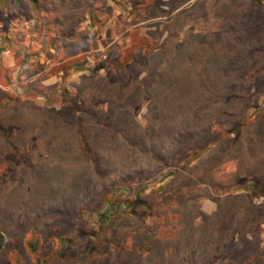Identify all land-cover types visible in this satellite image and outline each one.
<instances>
[{"label": "rangeland", "instance_id": "rangeland-1", "mask_svg": "<svg viewBox=\"0 0 264 264\" xmlns=\"http://www.w3.org/2000/svg\"><path fill=\"white\" fill-rule=\"evenodd\" d=\"M247 8L0 0V127L16 146L0 139V264H91L77 258L97 233L82 212L95 222L110 192L128 212L106 232L122 264H264V195L240 198L264 183V122L244 124L255 109L241 115L246 97L264 106V13ZM104 114L112 121L97 123ZM78 124L101 175L81 156ZM192 147L201 154L182 164ZM55 235L70 242L63 259ZM97 244L100 260L109 244Z\"/></svg>", "mask_w": 264, "mask_h": 264}, {"label": "trees", "instance_id": "trees-1", "mask_svg": "<svg viewBox=\"0 0 264 264\" xmlns=\"http://www.w3.org/2000/svg\"><path fill=\"white\" fill-rule=\"evenodd\" d=\"M243 2L248 7L247 10L248 9L253 10L252 8L256 7L260 11H262L264 13V3H262V2H260L258 0H243ZM243 9L246 10V8H243ZM256 53H258V54L261 53V50H260V52L258 50H256ZM147 57L148 56L144 57L145 59H143V61L140 63V64H142L143 67H146V69H147L148 64H149V62H148L149 59L147 60ZM126 71H125V68H123L120 73H123V72H126ZM258 73H263L264 74V69H260L258 71ZM136 76H138V73L136 74ZM62 93H63V99H64L63 101L70 105L71 102H72V99L69 97V94L67 92H65V91H63ZM246 98H248V101L246 102L245 109H244V111H242L241 115L243 117H246V113H248L251 109H255L253 114L256 115V118H255V120H248V119H251V118L247 117V119L244 121V124H251V125L252 124H256V125L261 126V124L264 122V118H263L264 117V106H262L260 104H259V106H256V103L252 104V103H254L253 102L254 100L252 99L251 96L246 97ZM250 101H252V102H250ZM35 109L38 110L39 112H46V113H49V114L51 112H53L52 110L43 109V108H37V106L35 107ZM85 112H86V114H90L89 110L84 111V113ZM79 115L82 116V115H85V114H79ZM259 115H261V116H259ZM75 119L79 120V121L82 120L81 118H78V117H75ZM101 119H106L108 122L112 121L111 118H109V119L107 118L106 114H104L103 117H101V118L98 117V119L96 117L95 121L98 123V122L101 121ZM76 122H75V126H77ZM79 132H80V138H79L80 140L79 141H80V145H81V150H80L81 151V156H83V157L88 156L89 158L85 159V163L89 165V168L93 171V173H95L97 175H101V173H100L101 164H100V162L97 161L95 153L93 154L92 146L89 143L85 132L82 131L81 124H78V133ZM225 133L228 134L229 132H225ZM0 139L7 141L8 145L11 148V151H15L16 150V146H15V144H13V141H12V138H11V133H10L9 129L0 127ZM199 150H201V149H193V147H192V149L190 151H188V153H186V155H185L186 158L181 163L182 164H186V165L192 164L193 161L197 157H199V155L201 154V152H199ZM244 190H246L247 193L244 194V195H240V198L241 197H245L251 203L254 198H257V196L264 195V183L262 185H259V184H256V183L253 182L252 183V188H250V189L248 188V189H244ZM116 191L117 190H115V192ZM114 194L115 193L110 192V193L104 194V196H103V199H102L103 204H101V205L102 206H106V205L109 204L110 207L108 208V210H106L105 212L101 213L99 211L101 209L100 208L101 206H99V208H98L99 210L98 209L96 210L95 208L93 209V212L97 213V218H96L95 222H94V220L89 219V215L87 214L88 210L87 211L84 210V212H82V219L87 218V222L84 223V224H89V223L93 222L91 224L92 233H94L95 230H97V233H95L94 236H93L95 240H92L90 242V244L88 245V248H86L77 258H81L82 260L90 262L91 264H98L97 261H103L100 264H122L119 261V259H117V256H119L120 249L122 251H123V249L121 247L120 248L117 247V244H116L117 242L115 241V239H113L111 241L106 239L107 230H109L110 228H112L114 226V224L116 223V220L117 219H121L125 215H128L127 211H123L120 208V205H119L120 202H118V201H120L119 199H120L121 195L115 194V196H114ZM137 205H140L139 198H136V200L131 201L129 203V206L136 207ZM258 208L252 207L251 212L245 217L244 223L242 225L248 226L250 224V222L252 221V215L256 213V209H258ZM75 232H79V230H75ZM244 233H245V230L242 227L234 235L239 236L240 237V241H241L243 239ZM87 235H88V233H87ZM5 237H6L5 233L3 232L2 228H1V225H0V255L2 254V252L4 250V247H5ZM36 237L37 236H35V234H32L31 238H33V239L29 240L25 245H26V247L28 249H31V251L34 254L38 255L39 253H41V247H40V244H39L40 239L36 238ZM101 239L104 242H106L107 244H109V246L104 252V253H106V255L105 256L103 255L102 259H100V260L98 259L97 260L93 256V251L97 250L100 247V245L97 244V243L100 242ZM54 241H55L57 246H56V251H54V253H52V254H55L58 257L60 256L59 257L60 259L61 258L62 259L65 258L64 254H65V252H66V250L68 248V244L70 242L67 240L66 237L59 236V235H55V238H54L53 242ZM111 245H113L115 247H110ZM113 249L114 250H118L119 252L114 254L113 253ZM254 251H253V258H255L257 256L260 257L259 252L258 251L254 252ZM233 255H234V252H230V257L229 258L233 257ZM37 263L38 264H43V261L37 259Z\"/></svg>", "mask_w": 264, "mask_h": 264}]
</instances>
